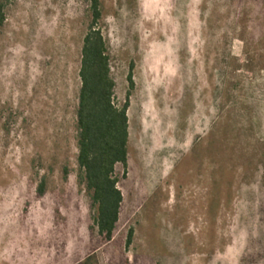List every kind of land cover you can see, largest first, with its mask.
<instances>
[{
    "label": "rangeland",
    "instance_id": "obj_1",
    "mask_svg": "<svg viewBox=\"0 0 264 264\" xmlns=\"http://www.w3.org/2000/svg\"><path fill=\"white\" fill-rule=\"evenodd\" d=\"M3 1L0 264H264V0H100L115 104L134 83L109 242L77 180L88 0Z\"/></svg>",
    "mask_w": 264,
    "mask_h": 264
},
{
    "label": "trees",
    "instance_id": "obj_2",
    "mask_svg": "<svg viewBox=\"0 0 264 264\" xmlns=\"http://www.w3.org/2000/svg\"><path fill=\"white\" fill-rule=\"evenodd\" d=\"M6 2L0 0V32L4 26ZM90 15L82 39L78 77L80 86L75 108L77 180L95 211L93 224L104 242L113 238L122 203L117 188L115 166L127 165L128 107L133 90V64L126 76L128 89L121 105L114 102L115 83L110 73V57L102 31L100 0H88ZM67 173V169H64ZM124 176V174H123ZM46 181L40 179L37 195L43 196ZM133 230L127 232L125 245L131 243Z\"/></svg>",
    "mask_w": 264,
    "mask_h": 264
}]
</instances>
